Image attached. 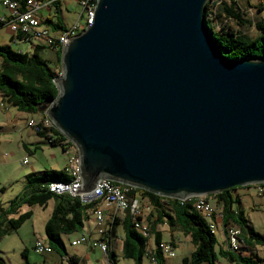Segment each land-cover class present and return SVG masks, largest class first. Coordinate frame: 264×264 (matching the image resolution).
I'll return each mask as SVG.
<instances>
[{
  "label": "water",
  "instance_id": "obj_1",
  "mask_svg": "<svg viewBox=\"0 0 264 264\" xmlns=\"http://www.w3.org/2000/svg\"><path fill=\"white\" fill-rule=\"evenodd\" d=\"M210 0H97L40 107L76 147L83 187L107 179L185 201L264 184V57L229 60Z\"/></svg>",
  "mask_w": 264,
  "mask_h": 264
},
{
  "label": "trees",
  "instance_id": "obj_2",
  "mask_svg": "<svg viewBox=\"0 0 264 264\" xmlns=\"http://www.w3.org/2000/svg\"><path fill=\"white\" fill-rule=\"evenodd\" d=\"M16 1L20 2L21 9H25L26 0ZM54 1L52 6H56L58 9L60 1ZM75 1L82 8L78 21H85L86 12L80 3L83 0ZM256 8L257 13L250 16L238 0H210L208 2L205 8L206 25L217 46L227 59L238 61L264 57V17L261 16V13L264 12V0ZM57 17V22L52 20L53 17L44 21L48 28L49 26L53 27L52 29L57 33V36L54 37L53 31L49 28L55 40L60 33L75 24L65 28L59 20V15ZM4 26L5 22L1 15L0 29ZM253 30L256 31L255 35L251 34ZM19 43L34 44L29 39ZM56 43L57 41H54L50 45L35 46L32 52L15 51L11 45L0 44V95L7 105L35 116L41 113L40 107L44 102H53L57 99L59 88L55 83V79L62 71V50L57 49ZM260 47L263 48V55L261 56L256 55V51ZM46 48L54 49L58 53V73L56 69L52 70L48 66V62L41 56V52ZM37 135L46 140L50 146L61 147L65 153L68 146H73L57 127L45 128ZM65 141L69 143L65 144ZM27 179L28 196H26V192L24 196L12 200L9 211L6 213L11 212L12 215H17L18 209L23 205L46 208L48 203L54 200L55 206L45 225V233L54 252L56 251L61 256L67 255L63 236L80 232L89 217V210L97 202L84 204L78 198L51 193L48 187L49 184L55 181L70 180L69 175L64 170L32 172L27 176ZM254 186L258 194H264V184ZM241 188L236 187L225 190L220 194L206 197V200L210 204L212 202L217 204V207H214L213 203L211 205L222 212L221 230L225 233V238L223 240L224 246L221 245V254L225 261L229 264H262V260L253 252V245L260 243L262 246L264 235L254 231L248 223L243 210V199L238 194ZM126 189L129 190L131 197L134 196L138 199L140 204L142 201H147L159 216L152 226L146 223L155 242V245L152 246L151 239L141 235L134 229L133 220L129 216V212L126 213L123 220L125 228L123 255L125 258L132 259L135 264H143V259L149 257L157 264H164L165 257L158 249L161 243V233L156 231L155 228L166 222L170 229L178 227L190 236L195 247L191 256L183 259V264H222L216 255V234L210 229L207 218L196 210V199L181 201L161 197L145 190L128 187ZM96 210H92V213ZM31 217L32 212H25L20 214L17 219H10V231L17 230ZM113 225H118L117 221ZM228 227L238 228L239 233L236 235V239L241 243L239 249H234L231 246L227 233ZM24 257L27 258V252ZM70 260L75 264L74 258H70ZM0 264H6L2 257H0Z\"/></svg>",
  "mask_w": 264,
  "mask_h": 264
},
{
  "label": "rangeland",
  "instance_id": "obj_3",
  "mask_svg": "<svg viewBox=\"0 0 264 264\" xmlns=\"http://www.w3.org/2000/svg\"><path fill=\"white\" fill-rule=\"evenodd\" d=\"M59 1V8L57 9L56 6H52L49 11H52V20L57 22V15H59V20L63 25L71 26L76 23L82 12L80 5L75 0ZM238 1L250 16H254L257 13L256 7L262 3V0ZM4 13L5 9L0 4V16ZM262 16L264 17V13ZM81 23L84 24V20H82ZM49 28L53 31V36L56 37L57 33L54 32L52 29L53 27L49 26ZM255 33V30L251 32L253 35H255ZM11 38L12 33L8 28L4 27L0 29V44L11 45L15 51L32 52L35 46L42 45L38 43L15 44ZM256 55H263L262 47L256 51ZM41 56L48 62V66L52 70L57 68L58 53L56 50L46 48L41 52ZM56 72L58 73L59 71L56 70ZM15 114H17V110L14 107H10L7 112L0 110V209H2L0 210V257L5 260L6 264H42L43 257L35 252L34 247L37 241L48 242L45 233V225L51 213V206L48 208H42L39 206L29 207L28 205H23L18 209V214L13 216L11 212L5 213L4 210H7L10 207L11 201L15 198L24 196L26 192V196H28L27 176L29 174L32 172L41 173L50 170V166H53V169L57 168L56 170L63 171L68 163L69 155L65 154L61 147H52L47 142H38L39 140L36 135H29L28 131L30 130L27 127L26 130L24 125L26 116H23V118L18 120L14 125L13 121ZM22 135L26 142L32 144L29 146L34 147L39 144L42 149L40 150L36 148V154L28 156L22 147ZM25 159H27V163H23ZM239 193L243 196L244 210L247 220L252 223V226L257 233L264 235V194H258L254 185L242 187L239 190ZM213 205L214 207H217V204L213 203ZM253 205L255 207H253ZM25 212H32V217L17 230L10 231L9 220L17 219L20 214ZM147 213H150V211H147ZM235 228L238 229L237 227ZM161 229L164 242H169L171 240L170 234L172 233L169 232L170 226L164 225L161 226ZM227 233L228 235L231 234L229 227L227 228ZM77 236L78 233L63 236L64 243L69 251L75 249L71 246V240ZM216 238V255L220 259V262H222L225 260L221 254V245L223 244L225 233L222 232L221 228L220 232L216 234ZM153 242L152 246L155 245V242ZM176 242L175 256L168 257L166 259V264H183V259L189 257L195 249L191 240L186 238L182 233L176 234ZM82 246L83 245H80L76 248L80 249ZM26 252L29 263L27 262V258L24 257ZM262 256L264 257V252H262ZM55 257L52 256V258ZM48 258L50 263L51 258ZM90 258L93 264H101V261L103 260L101 256L97 255L95 252H91ZM119 261L120 264H135L133 260L124 258L121 252H119ZM54 264L60 263L55 260ZM144 264H151L147 257L144 259Z\"/></svg>",
  "mask_w": 264,
  "mask_h": 264
},
{
  "label": "built area",
  "instance_id": "obj_4",
  "mask_svg": "<svg viewBox=\"0 0 264 264\" xmlns=\"http://www.w3.org/2000/svg\"><path fill=\"white\" fill-rule=\"evenodd\" d=\"M54 0H26L25 9H21L19 1L16 0H0L2 7L6 10L7 14L2 15L6 28L12 33L11 40L14 43L31 40L34 43L42 45H50L57 41V49L63 50L65 45L69 43V39L80 34L86 26L93 23L94 11L97 0H83L81 6L86 12L84 24L81 21L76 22L73 26L60 33L55 40L51 34L49 28L45 25L44 13L50 11ZM27 127L37 135V133L44 131L45 128L56 127L52 120L49 118L47 112H41L38 115L29 117L26 123ZM69 143L68 141L64 142ZM73 145V144H72ZM74 146V145H73ZM75 147V146H74ZM72 146L66 148V153H70ZM78 152V151H77ZM25 159L24 163H27ZM69 181H55L49 184V190L54 195H68L73 198H78L84 204L91 202L102 201L108 207H112L118 213H127L133 220L134 229L141 235L151 239L150 228L144 220V209L141 206L138 199L129 195V190L122 185L114 184L112 181L103 179L100 180L93 191L89 193H81L83 182L80 173V158L78 153L73 155L68 167ZM130 188V187H128ZM196 199L195 207L198 212L203 214L209 223V227L214 234L220 232L222 227V212L212 207L207 202L206 197L192 198ZM190 200V199H188ZM187 201V200H185ZM95 223L98 227V233L102 237L105 234L103 227L104 214L102 210L94 211ZM231 234L228 235L231 246L234 249L241 247L240 241L236 239L239 231L236 228H230ZM99 238L94 242V246L102 250L105 254H108V244L102 238ZM89 241V235H80V237L74 240L71 245H85ZM264 249V243L262 245ZM164 257H174L175 248L171 242H161L158 246ZM35 252L39 255H47L54 252L53 248L48 242L37 241L35 244ZM111 261V260H110ZM66 264H73L70 261ZM109 264H116L111 261Z\"/></svg>",
  "mask_w": 264,
  "mask_h": 264
},
{
  "label": "crops",
  "instance_id": "obj_5",
  "mask_svg": "<svg viewBox=\"0 0 264 264\" xmlns=\"http://www.w3.org/2000/svg\"><path fill=\"white\" fill-rule=\"evenodd\" d=\"M263 13L264 12L261 13V16H262ZM6 14H7V12L5 10V13L3 15H6ZM44 17H45V19L53 17L52 11L51 12H49V11L45 12L44 13ZM63 26L65 28H67L70 25L69 26L63 25ZM56 70L59 71V65L56 68ZM10 107L11 106L7 105V103H5L3 97L1 96L0 110H2L4 112H7ZM16 110H17V114H15V116H14V121H13L14 125H15V123L18 120L23 118V116H26L25 123H24L25 129H26V127H27V125H26L27 119L29 117H33V115L24 113L22 111H19L18 109H16ZM28 134L29 135H31V134L36 135L31 130L28 131ZM36 136H37V138L39 140L38 142H46V140H44L43 138L39 137L38 135H36ZM21 141H22V147H23V149L25 150V152L27 153L28 156L36 154V148L39 147L40 150L42 149V147H40L39 144L34 146V147L29 146V145H32V144H29V142H26L24 140L23 135L21 137ZM77 153H78L77 149L74 146H72V148L70 149V153L69 154L65 153V154L69 155L68 163L66 164V166L64 168V171L66 172L67 175H68L67 171H68V167H69V164H70L71 157L73 155L77 154ZM24 161H23V163H24ZM50 167H51L50 170L51 169L52 170H56L57 169V168L53 169V166H50ZM57 171H62V170H57ZM238 194L241 195V198L243 199L242 194L241 193H238ZM49 206H51V213H50V216H51V214L53 212V209H54V206H55V201L54 200L50 201L48 203V205H47V208ZM141 206L144 209V220L146 221V223H148L150 226H152V224L156 221L157 217L159 216L158 213L150 206V204L147 201H142ZM253 207H255V206L253 205ZM94 209L102 210L103 214H104L103 227H104V229L106 231H105V234L102 237L98 233V227H97V225L95 223L94 213H92L93 212L92 210H94ZM0 210H2V209H0ZM8 210H9V208L7 210H4V212L6 213V212H8ZM147 211H150V213H147ZM244 212H245V210H244ZM50 216H49V218H50ZM125 217H126V213H119V212L117 213L114 208L108 207L102 201H98L97 204L93 205L92 208L89 210V217L86 219L83 229L80 232H78V236L76 238H73L71 240V243H72L74 240L78 239L80 237V235H85L86 234V235H89L88 243L85 244V245L82 244L83 246L80 249L76 248L77 246H72L71 245L72 248L73 247L75 248V249H72L71 251H69L67 249V246H66L67 255H64V256H61L56 251L51 253V254L41 255L43 257V263L42 264H54L55 260H57V262H59L60 264H66L67 261L68 262L70 261L71 263H73L70 260V258H74L75 259V264H93V262L91 261V258H90L91 257V252H95L97 255L101 256V258L103 259L101 261V264H109L112 260L116 264H120L119 252H121L122 256L124 257V255H123V242H124V239H125V228H124V225H123V220H124ZM49 218H48V220H49ZM115 221H117L118 225H113ZM248 223L252 227V229L254 231H256L254 229V227L252 226V223L249 220H248ZM164 225H168V224L166 222H164V223L160 224L157 228H155L156 231H159L161 233V239H160L161 242H164L162 229H161V226H164ZM120 230H122V231H120ZM169 232L170 233L172 232L170 234V239L171 240L169 242H171L174 245V248L176 247V244L178 242V240L176 242V234L177 233H182L186 238H189L191 240L190 236L186 235L178 227L170 229ZM100 237L104 241H106V243L108 244V247H109V253L108 254H105L102 250H100L99 248L94 246V242L96 240H98ZM153 241H154V239L151 238L150 243L152 244ZM78 246H80V245H78ZM222 246H224V245L222 244ZM253 246H254V251L253 252L262 260V264H264V257L262 256V252H264V249L262 248L261 244L258 243V244H254ZM52 256L53 257L57 256V257H55L56 258L55 259V258H52ZM48 257L51 258V262L50 263L48 261V259H49ZM147 258H148V260H149V262L151 264H157L156 262L153 261V259H150L149 257H147ZM167 258L168 257H165L164 264H166V259ZM144 259H143V264H144ZM130 260H132V259H130ZM27 262L29 263V259L28 258H27ZM134 263H135V261H134ZM221 263L222 264H229L225 260H223ZM33 264H39V263H33Z\"/></svg>",
  "mask_w": 264,
  "mask_h": 264
}]
</instances>
